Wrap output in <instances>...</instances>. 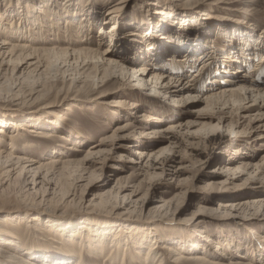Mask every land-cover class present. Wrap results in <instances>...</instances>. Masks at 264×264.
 Returning a JSON list of instances; mask_svg holds the SVG:
<instances>
[{
  "label": "rangeland",
  "instance_id": "1",
  "mask_svg": "<svg viewBox=\"0 0 264 264\" xmlns=\"http://www.w3.org/2000/svg\"><path fill=\"white\" fill-rule=\"evenodd\" d=\"M186 1L190 0H107L104 4L102 0H94L91 6L95 7L91 9L100 14V21L105 19L104 27L113 23L114 40L110 48L118 55L127 52L128 58L138 60L136 56L140 54L141 48L145 47L152 52L163 51L165 48L171 53L163 57V63L172 57L178 59L182 55L177 51L180 48L178 40L176 37L170 40V37L178 34L186 36L193 46L200 47L204 53L190 57L187 66H181L173 60L162 69L166 75L172 73L176 78L184 77L185 74L183 85L189 81L194 84L197 79L196 96L199 98L196 97V101L175 104L174 98L178 100L181 96L154 92L155 89L158 92L163 90L160 84L153 88L150 81L147 85L139 86L134 77L120 78L117 75L102 85L95 82L94 87H91L89 80L82 79V82L78 79L76 84L80 86L82 83L84 91L75 90L72 86L66 91L64 88L74 77L70 76V72L64 77L51 73L50 77L54 78L39 82V85L52 86L47 98L29 100L31 96L28 97V93L14 96L13 93L0 92V123H3L8 134L17 129L21 134L8 152L14 154L13 157L26 158L18 164L14 162L15 166L13 162L4 164L5 161L0 160L2 216L9 217L17 224L24 218L23 221L29 226L37 227L33 232L39 229L45 233L55 230L49 233L60 236L63 235L61 228L68 226L67 219L70 220V226L68 230L63 229L64 234L72 227H82L86 218L80 219L79 215L92 211L94 203L102 199L111 212L102 211L101 214H107L104 215L107 217L96 218L97 225L92 226L93 231H89V235L96 232L99 239L106 233L101 223L107 221L112 228L120 224L122 227H130L124 233L120 232L122 241L135 240L143 244L138 231L147 235L141 253L154 242L158 253L153 252L151 257L157 261L162 256L161 247L169 246L194 256L206 254L220 262L221 251L235 262H264V206L252 203L257 198H264V160L261 158L264 155V109L259 106L248 107L249 104L245 102L243 110L235 111L233 107L228 114V109L216 105L207 107L201 99L209 85L218 88L233 84L227 82L232 74L227 61H230L240 45L230 42L229 37L234 35L231 29L236 27L234 24L237 22L245 25L253 23L257 28L250 34L260 36L264 30V0H260L253 11L247 9L245 0H191L198 8L187 7L181 11L178 3ZM87 5L85 0H75L74 8L77 10ZM110 7H115L117 12L104 17ZM161 10L164 13L157 14ZM203 12L214 16L216 20L212 24L201 21L203 17L200 15ZM44 29L45 26L42 27ZM47 30H44L46 34L43 36L47 37L48 42L50 34L55 32ZM88 32L97 33V27ZM32 34L33 38H40ZM10 36L13 37L7 33L6 38ZM59 36L63 39L60 33ZM106 38L102 50L110 44ZM137 44L141 48H137ZM210 48L211 61L201 67ZM258 61V55L250 54L246 57L248 63H242L244 68L241 71L261 81L264 79V65L255 66ZM123 64L132 70L128 63ZM147 67L150 69L152 66ZM2 68L11 69L12 65L4 64ZM151 72L153 74L154 71ZM164 80L168 81L163 78L160 83ZM21 83L24 90L29 91V83ZM5 85H8L7 88L10 86ZM18 85L19 82L13 85V89ZM61 87L63 89L56 97L55 91ZM120 99L126 105L122 109L114 108L113 103ZM130 102L137 104V112L130 110ZM47 105L53 107L48 108ZM111 110H115V113ZM144 111L157 119V124H147L140 129L129 126L122 132L126 138H111L116 128L130 123V119ZM60 115H65L67 119L66 126L61 128L54 124ZM27 129L33 132L29 133ZM131 131L134 133L130 136ZM54 132L61 134L64 139L54 144L32 137L34 133ZM142 132L147 134L143 135ZM102 138H107L105 144H101ZM136 149H143L150 154L138 157L134 154ZM88 153L91 155L87 159ZM51 157L64 160L72 158L80 162L86 159L82 162L90 173L84 171L86 173H82L83 178L74 174L73 179L66 184L65 181L57 184L51 174L45 178V172L38 173L34 178L33 169L37 164L27 161L34 159L46 162ZM21 166L25 170H20ZM91 171H94L92 176ZM115 200L117 205L112 208ZM227 204H233L234 208L226 207ZM63 210H75L76 217L70 219L62 216ZM48 213H53L52 221ZM116 215L119 218L113 219ZM22 228L23 225H20L16 229L17 234L22 233ZM131 230L133 233H129ZM108 231L111 235L119 230L109 228ZM84 237L86 239L87 236ZM84 237L80 238L83 244L86 243ZM109 237L104 243L106 248L111 244L112 238ZM91 240L92 237L90 243ZM40 248L52 258L49 252L51 247ZM130 252L134 255L132 250ZM242 255L248 260L239 258ZM82 256L87 264H114L109 259L106 261L107 257L102 255L90 258L84 251ZM67 257L76 258L74 254ZM163 257L164 264H170L168 255L164 253ZM127 261L125 264H140L136 259L129 258Z\"/></svg>",
  "mask_w": 264,
  "mask_h": 264
},
{
  "label": "bare ground",
  "instance_id": "2",
  "mask_svg": "<svg viewBox=\"0 0 264 264\" xmlns=\"http://www.w3.org/2000/svg\"><path fill=\"white\" fill-rule=\"evenodd\" d=\"M85 1L88 3V5L80 7L76 10V8H74L75 0H0V92L4 91L13 93L14 96H19L20 94L25 95L26 93H28L27 96H31L29 100L47 98L52 86L50 87L47 84L39 85V82H42L45 79L54 78V76L50 77V75H52L51 73H53L54 75L61 74L63 76L66 73L68 74L70 72V76L74 77L73 79H71L69 85L64 88L66 91H68L71 86L74 89L76 88L78 90L81 89L80 91H84V85L82 83L80 86L76 84L79 82L77 81L78 79H81V81L82 79L89 80L92 87L95 82L102 85L103 83H107L111 79L115 78V75H117V77L120 78L134 77L137 85L139 86H144L145 84L147 85L150 81L151 84L154 85L153 88L157 87V85L160 84L159 87L163 90H160L161 92L156 91V89L155 91H153L162 95L172 93L173 95L170 94V96H181V98L178 100L174 98L173 101L175 104L181 102L188 103L194 100L196 101V99L199 98L198 96H196L198 90L197 79L194 80V84H192L191 81L188 80L189 82H187L186 85H183L182 79L185 77V74L184 77L182 75L176 78L172 76V73L170 75H166L165 72H162V69L164 66L168 64L170 65L173 60L175 61V63H178L181 66H187L190 57H192L193 55L200 56L204 53V51L200 50V47H197L196 45L193 46L192 43L186 38V36L179 35L177 33L178 35L172 37H170L169 34L168 35L171 38L170 40H173L174 37H176L178 40L180 48L177 51L182 54L178 59L172 57L171 60L163 63V57L171 53L168 49L164 48L163 51L161 50L158 52H152L149 49L147 50L145 47L141 48V45L139 44H137L139 46L137 48H141L140 51L138 50L140 54H138L137 56L135 55L138 60L128 58L127 52H123L122 55H118L117 53H114L110 48L112 40H114L113 23L108 25L107 27H104L103 25H105L106 22L105 19H102L100 21L98 19V16L100 14L92 10L95 7L91 6V3L94 0ZM105 1L107 0H102V4H104ZM259 2L260 0H245V6L247 7V9H249V11H253L258 7ZM178 7L181 8V11L185 10L187 7L198 8L197 5L192 4L191 0L178 3ZM116 12L117 9L115 7H110L106 10L104 17L112 16ZM163 13V10L157 12V14L159 15H162ZM248 15H250V13ZM200 16L203 17L201 21H205L209 24H212L214 22L213 20H216L214 16L205 14V12H203ZM223 24H226V22ZM234 25L236 27L234 28L232 26L233 28L231 29L234 35L231 34L233 37L229 35L230 42L232 41L237 45L239 44L240 48L238 49V51H234V55L230 57L231 59L229 58L230 61H227V63L230 64L228 65L230 69L229 71L230 73H232L230 80H227V82H233V84L218 88H214V85H209L204 93V96L201 99H203V102L207 104V107L216 105L222 107L223 109H228V114L231 113L233 107H235V111L243 110L245 108L243 106V103L245 102L246 104H249L248 107L259 106L260 109L262 108L263 110L264 79H262L261 81L255 80L252 76H249L248 74L246 75V72L244 74V71H241V69L244 68L242 66V63L244 65L248 63L246 62V57H249L250 54H255L259 57V61L255 66L261 65L260 67H262L264 65V30L260 33V36H253L250 33L255 32V29L257 28L253 23H247L245 25L243 23L237 22ZM44 26L46 27V29L44 30H47V27H50L47 31H50V33L55 32L53 33V35L50 34L52 38L48 36V42L46 41L47 37L43 36L44 34H46L44 33V30H42V27ZM93 27H97V33L90 34L88 31L90 29V31L92 32ZM108 27L109 30H106ZM237 28H239L240 30ZM247 31L248 34H245V32ZM7 33H10L11 35H13V37L10 36V38H6ZM32 33H34V35H39L40 38L37 39L38 36L33 38ZM59 33L63 36V39H61ZM41 38L44 39L40 41ZM105 38L108 40V42H110V44L106 49L102 50L101 46H103ZM44 41L47 43H45ZM49 41L53 43H50ZM166 41L168 40L166 39ZM149 44L147 46H150ZM154 47L159 49L158 46ZM213 47L214 46H212L211 48L213 49ZM211 48L208 51L207 55H205L208 59L205 58L206 60L203 62V64L200 65L201 67H203V65L206 66L211 61ZM186 60L188 61L186 62ZM125 62L128 63L130 67H132V70H128L124 67L123 63ZM142 62H144V64H142ZM4 64L6 66L11 64L12 68L4 69L2 68ZM137 64L140 65L138 67H134ZM24 65H26V67L24 69H21L24 67ZM147 66L152 67L149 69ZM134 69H136L135 72ZM152 70L154 72L153 74H150ZM157 70H159L160 72H156ZM147 77L148 80L145 81ZM163 78L168 79V81L165 82L164 80L160 83V80ZM21 81H25V83L27 82L31 84V86H29L28 84V87H30L29 91L24 90L21 85ZM30 81L32 82L30 83ZM18 82L19 85L15 87L14 90L13 85H16ZM189 83H191L192 85H190ZM5 84H9L10 86L7 88L8 85L6 86ZM4 85L6 87L2 88ZM62 89L63 88L61 87L55 91L56 97L59 95ZM124 104L125 102L123 103V100L120 99V101L114 102L113 106L114 108L122 109ZM128 106L130 110L137 112L138 108L135 102H130ZM46 107L52 108L53 106L47 105ZM111 111L115 113V110ZM225 113L226 112H224L223 114ZM223 120H225V117ZM156 121L157 119L152 118L147 112L144 111L138 114L136 117L130 119V123L127 122L125 125L116 128V130L114 131V135L111 138H126L125 136H122V132H124V130L129 126H132L133 129H140L143 126L147 124H153ZM66 122L67 119L65 115H60L54 120V124L59 128L65 127ZM16 126L17 125H15V127ZM17 128L21 129L24 127L18 126ZM18 131L19 129L15 130L16 133L14 132L8 134L4 130L3 123H0V160L5 161L4 164L13 162L12 165H14V162L15 164H18L19 161L23 162V160L26 159L19 156L17 157L16 155V157H13L14 154L8 152V150H10L11 147L14 146V142H16L17 139H20L21 134H19ZM27 132L31 133L33 131L32 129H27ZM133 133L134 132L131 131L129 133L130 136ZM78 134L81 136L79 132ZM144 134H147V132H145ZM259 135H261V133ZM32 137L38 140H48L54 144L56 142H59L61 139H64L61 134L59 135L56 132L34 133ZM106 139L107 138H102L100 140L101 144H105ZM262 139H264V137H262ZM134 154L138 157L141 156L143 158L144 156H148L150 153L148 154L147 151L143 149H136L134 151ZM90 155L91 153H88L87 159ZM261 158L264 160V155ZM71 159L64 160L60 157H51L46 162H37L34 159H31L30 161L28 160L27 162H31L33 163V165L37 164L36 168L33 169L34 178L38 173L45 172V178L46 175L51 174L57 180V184L64 181V184H66L71 180L72 177H74V174H79L80 178H83L82 173L86 171V169L88 170V168H85L84 164L86 159L82 160L84 162H80L79 160L74 161ZM240 168H242V165L240 166ZM20 170H25V167L21 166ZM88 173H90V171ZM93 174L94 171H91L90 175L92 176ZM34 178L32 180L33 183L35 181ZM74 180H76V178H74ZM117 194L118 193H116V199L118 196ZM257 199H255L257 201L252 202L253 205L257 203V206H264V198ZM116 205L117 200H115V202L113 203L112 208H114ZM93 206L94 208L92 211H86L82 213H86L85 215H79V218H86V223L82 227H72L73 229L64 234L65 231L63 229L68 230V226H70V220L67 219L68 226L66 228H61V230L63 231V235L60 236L57 234H52L55 230L46 231L48 234L45 233L44 230L40 231V229L38 230V232H33L37 228L35 227V225L29 226L28 223L23 221L24 218H21L17 224V222H13L9 217L2 216L1 213L3 211L1 209L0 264H87L85 263V260L82 256L84 251L87 252L90 258L102 255L107 257L106 261L109 259V261L114 264H125V262L129 258L138 260L140 264H164V253L168 255V263L170 264H245L244 262L239 263L233 261L232 257L225 255L223 251L220 252V254L222 255V259H220L222 262H220L219 260L213 259V257L207 256L206 254L194 256L193 254H185L179 249L172 247L170 248L169 246L161 247L162 256L160 255L157 261L156 259L151 257L153 255V252L158 253L155 250L156 243L153 242V244H151L148 248L145 247V250L143 251V253H141L142 248L145 245V241L147 240V235H143L142 232L138 231L140 237L142 238L143 244H141L139 241V243L135 242V240L129 241L126 239L122 241L120 239V232L122 231L124 233V231L129 230L128 228L130 227H125L127 225L122 227L120 224L112 228V226H108V224L110 223L107 221H105V223L104 221H102L101 225L102 228H104L103 232H106L105 235L108 234V236H105L104 234L98 235H104L101 239H99L98 237H96V232H92L93 234H91V236L89 235V231H93L92 226L97 225L96 218L100 219L102 217H107L104 216L107 214H101L102 211H105V213L111 212L110 210H107V204H105V201H103L102 199L98 200L97 203H94ZM226 207L234 208V205L227 204ZM74 211L63 210L62 216H66L72 219L73 217H76V215H74ZM48 214H50L48 215V218L50 219V221H52L51 214L53 213ZM118 216L119 215H116L115 217H113V219L119 218ZM20 225H23V228L20 230L22 233L17 234L16 229ZM109 228H111V230L115 229V231L118 229L119 231L110 235V231H108ZM71 231L75 232L70 234ZM132 231L133 230L129 231V233H131ZM36 233L38 235H36ZM85 235L87 236L86 239L84 237ZM82 237H84V240L86 241V243L84 244L80 241V238ZM90 237H92L91 243L89 242ZM107 237L112 238L111 244L108 248L104 246L105 240L107 241ZM93 238H95L96 240H94ZM20 241L21 244L19 245ZM40 247H51L52 249L49 252L51 254L50 257L52 258H49V255H47L48 252H45V250ZM131 250L132 252H134V255L129 254ZM69 254H74L76 258L70 259V257H67ZM239 258L245 259L246 261L248 260L244 258L243 255L239 256ZM246 264L251 263L248 262ZM259 264H264V262H261Z\"/></svg>",
  "mask_w": 264,
  "mask_h": 264
}]
</instances>
